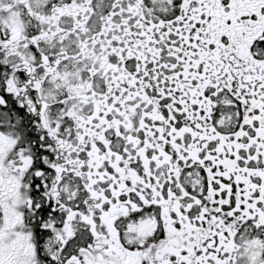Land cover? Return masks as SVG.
<instances>
[{
    "label": "snow or ice",
    "instance_id": "6c2138e0",
    "mask_svg": "<svg viewBox=\"0 0 264 264\" xmlns=\"http://www.w3.org/2000/svg\"><path fill=\"white\" fill-rule=\"evenodd\" d=\"M0 264H264V0H0Z\"/></svg>",
    "mask_w": 264,
    "mask_h": 264
}]
</instances>
